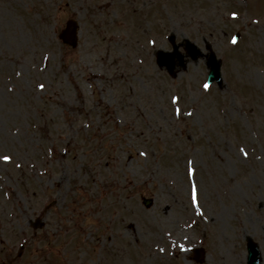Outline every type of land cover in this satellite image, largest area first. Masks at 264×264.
I'll return each mask as SVG.
<instances>
[{
  "label": "rangeland",
  "instance_id": "1",
  "mask_svg": "<svg viewBox=\"0 0 264 264\" xmlns=\"http://www.w3.org/2000/svg\"><path fill=\"white\" fill-rule=\"evenodd\" d=\"M249 240L264 264V0H0V264H247Z\"/></svg>",
  "mask_w": 264,
  "mask_h": 264
},
{
  "label": "water",
  "instance_id": "2",
  "mask_svg": "<svg viewBox=\"0 0 264 264\" xmlns=\"http://www.w3.org/2000/svg\"><path fill=\"white\" fill-rule=\"evenodd\" d=\"M68 28L67 30L62 34V37L66 43H70V45L76 46L77 44V37H76V31H77V25L75 22H69L68 23ZM194 56L197 55L196 52L193 54ZM172 58L167 57L164 54L160 55L159 61L161 65L163 64H170ZM211 71L209 74V80L210 81H215L217 80L220 82L221 80V74H220V63L217 62L215 59L211 61ZM248 264H261V254L257 246H255L253 243L250 242L248 246Z\"/></svg>",
  "mask_w": 264,
  "mask_h": 264
},
{
  "label": "snow or ice",
  "instance_id": "3",
  "mask_svg": "<svg viewBox=\"0 0 264 264\" xmlns=\"http://www.w3.org/2000/svg\"><path fill=\"white\" fill-rule=\"evenodd\" d=\"M208 87V85L207 84H205V88H207ZM4 159H9V157H4Z\"/></svg>",
  "mask_w": 264,
  "mask_h": 264
}]
</instances>
